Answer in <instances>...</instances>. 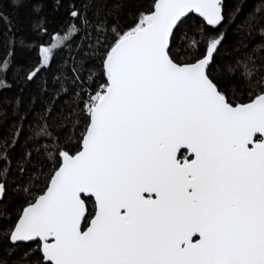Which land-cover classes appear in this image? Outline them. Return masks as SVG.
<instances>
[{
  "label": "snow or ice",
  "instance_id": "snow-or-ice-1",
  "mask_svg": "<svg viewBox=\"0 0 264 264\" xmlns=\"http://www.w3.org/2000/svg\"><path fill=\"white\" fill-rule=\"evenodd\" d=\"M136 2L58 0L65 19L33 21L51 43L27 67L0 15V89L9 72L39 79L52 105L15 161V209L19 134H0V264H264V0L234 31L246 0L232 14L226 0H153L125 20Z\"/></svg>",
  "mask_w": 264,
  "mask_h": 264
},
{
  "label": "trees",
  "instance_id": "trees-1",
  "mask_svg": "<svg viewBox=\"0 0 264 264\" xmlns=\"http://www.w3.org/2000/svg\"><path fill=\"white\" fill-rule=\"evenodd\" d=\"M42 4L41 12L36 14L33 12V8L36 7L37 3ZM153 0H137L136 3H130L126 7L127 15L124 17L125 20H130L131 13L136 11L137 5H142L147 7L151 4ZM260 0H246L244 3V11L240 15L236 16L235 21H229V25L232 26L234 31V25L238 24L243 18L244 13L253 9L259 4ZM58 0H20L19 4L13 2V0H0V15L7 16L9 20L15 24V29H13L15 34V39L17 41V58L15 65H24L27 67L30 64H35L38 60V57L41 53L38 52L37 45L39 44L40 48L48 46L51 43L49 36L44 35L42 37H37L35 31L33 30V21L39 19L41 16L47 15L50 19H54L57 22H62L65 19V8H58ZM234 4L231 0H226L225 13L232 14V9ZM198 19V17L191 15L189 22L191 20ZM228 27V26H226ZM11 25L4 23L0 25V53L3 52V45L7 44L12 37V32L9 31ZM222 29L221 31H223ZM44 32V29L40 30ZM52 36H56L55 32L51 33ZM60 35H64V32H60ZM233 32H229V38L231 39ZM23 38L25 45L20 46L19 40ZM258 39V38H256ZM41 40L44 42L41 43ZM256 40H253L254 44ZM228 46L221 49V54L217 58L218 60L222 59L223 61L231 62L235 59L234 55L231 54L228 50ZM67 50L58 51L55 56V61L58 62L66 56ZM22 75V74H21ZM51 76V73L42 74L41 79H47ZM41 80H37L35 84L24 85L20 82V76L13 75L12 72H9L6 77V83L8 87L0 89V99L3 100V108L5 115L3 116V122L0 124V134L7 137L17 132L19 134V141H13L16 143V147L11 152V161L10 172L5 177L9 182V193L6 198V203L10 208L15 209L19 207V201L16 199L14 192V185L16 181V170H15V161L20 156V154L25 150L26 146H31L33 143H39L41 137L38 135L40 130L43 127V122L39 120L41 115V109L45 104H48L49 107H52L48 103L46 98L37 99L34 95L38 85ZM36 100V103L33 104L32 101ZM62 107L60 103L55 105L53 109V115L50 123L52 124V131L55 134V131L58 128V110ZM21 117H25L24 120H21ZM61 135H63L61 133ZM73 145L76 144V141L73 140ZM51 166L46 171H50ZM92 205L89 203V211L91 212ZM91 215L89 216V219ZM86 226V224H85Z\"/></svg>",
  "mask_w": 264,
  "mask_h": 264
},
{
  "label": "water",
  "instance_id": "water-1",
  "mask_svg": "<svg viewBox=\"0 0 264 264\" xmlns=\"http://www.w3.org/2000/svg\"><path fill=\"white\" fill-rule=\"evenodd\" d=\"M192 15H194V16H196V17H198V15L197 14H192ZM147 195V194H146ZM91 219V218H90ZM90 219H89V221H90ZM86 227V226H85Z\"/></svg>",
  "mask_w": 264,
  "mask_h": 264
},
{
  "label": "rangeland",
  "instance_id": "rangeland-1",
  "mask_svg": "<svg viewBox=\"0 0 264 264\" xmlns=\"http://www.w3.org/2000/svg\"><path fill=\"white\" fill-rule=\"evenodd\" d=\"M45 47V46H44Z\"/></svg>",
  "mask_w": 264,
  "mask_h": 264
}]
</instances>
